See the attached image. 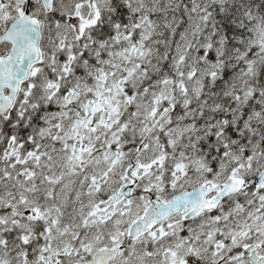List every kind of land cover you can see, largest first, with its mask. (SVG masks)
Masks as SVG:
<instances>
[{"label":"snow or ice","instance_id":"1","mask_svg":"<svg viewBox=\"0 0 264 264\" xmlns=\"http://www.w3.org/2000/svg\"><path fill=\"white\" fill-rule=\"evenodd\" d=\"M0 264H264V0H0Z\"/></svg>","mask_w":264,"mask_h":264}]
</instances>
